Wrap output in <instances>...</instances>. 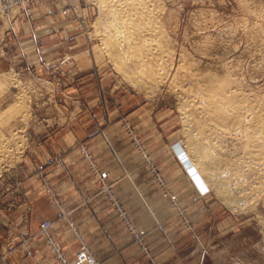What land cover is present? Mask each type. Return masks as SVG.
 Returning <instances> with one entry per match:
<instances>
[{"label": "rangeland", "instance_id": "rangeland-1", "mask_svg": "<svg viewBox=\"0 0 264 264\" xmlns=\"http://www.w3.org/2000/svg\"><path fill=\"white\" fill-rule=\"evenodd\" d=\"M115 1L0 0V257L12 264L9 258L24 259L36 242L57 264H78L80 253L86 264H264V175L253 167L247 171V158L241 160L243 132L211 133L187 79L202 77L215 86L226 80L230 89L220 85L226 94L241 92L243 100L255 95L248 103L264 104V0L147 1L154 14L143 23L154 38L142 37L145 57L137 55L150 65L145 71L144 62L129 55L132 61L119 63L134 70L127 72L116 66L104 41L109 29L103 5ZM144 40L157 42L148 46ZM146 55L154 58L146 61ZM183 102L205 119V135L210 131L206 137L215 149L219 144L221 157L241 158L230 162L231 173L238 174L231 177L233 204L215 194L190 156ZM49 166L52 177L44 171ZM256 176L263 192L255 191ZM253 186L254 194L263 195H251ZM74 198L85 210L82 218L96 215L102 232H82L70 211ZM45 221L52 224L47 232L40 227ZM61 226L68 233L62 229L58 236ZM95 236L106 239L107 248Z\"/></svg>", "mask_w": 264, "mask_h": 264}, {"label": "bare ground", "instance_id": "bare-ground-1", "mask_svg": "<svg viewBox=\"0 0 264 264\" xmlns=\"http://www.w3.org/2000/svg\"><path fill=\"white\" fill-rule=\"evenodd\" d=\"M147 1H149V0H128L127 1V3H125L124 2V6L123 5H119L118 4V2H119V0H118V2H111V3H109L108 5H107V3H105L106 5H103V7H104V9H105V12L107 13V15H108V20H107V22H108V24L106 25L107 27H108V29H109V32L108 33H106V35L104 36V34H103V36H104V41H105V45H106V47H107V51L113 56L112 58H114L115 59V61L114 62H118V65H116V63H115V65L116 66H120V65H124V63L122 62L124 59H126L127 60V56H129V55H131L132 57H135V59L138 61L139 60V62L141 63L143 60H142V58H144L145 57V55L140 51V48L142 49V51H143V47L142 46H140V45H142V44H140L141 42L144 44V42L142 41V39L144 38H148V39H146V40H149V38H151V37H153L154 38V35L153 34H155L154 33V31H153V29H155V28H153V29H151V27H153V26H150V30L151 31H153L152 33H151V35H153V36H151L150 37V35L148 36V32L146 31L147 29H149V28H147V27H149V25L147 26V27H145L144 28V23H143V20L144 19H152L151 17H148V16H150L149 14H152L153 13V10H151L150 9V5H149V3L147 2ZM109 2V1H108ZM152 5V4H151ZM100 6V5H99ZM150 6V7H149ZM154 6V5H153ZM123 7V8H122ZM101 9V8H100ZM161 10V9H160ZM152 11V12H151ZM156 11V10H155ZM103 12V11H102ZM157 13V12H156ZM155 13V14H156ZM161 13V12H160ZM159 13V14H160ZM132 14V15H131ZM154 14V13H153ZM158 14V13H157ZM104 15H105V13H104ZM134 15V17H132ZM106 16V15H105ZM153 17H155V16H153ZM101 18H102V16H101ZM106 19V18H105ZM157 19V18H156ZM160 19V18H159ZM103 20V19H102ZM154 20V22H155V18L153 19ZM99 21H101V20H99ZM145 21V20H144ZM157 21H159V20H157ZM156 21V22H157ZM136 22H139V23H136ZM148 22V21H147ZM156 22H155V24H156ZM105 23V22H104ZM152 23V22H151ZM158 23V22H157ZM162 23V22H161ZM138 24H140V25H138ZM148 24H150V23H148ZM158 25V24H157ZM157 25H155V27L157 26ZM160 26V25H159ZM158 26V27H159ZM103 27H104V25H103ZM106 27V28H107ZM105 28V29H106ZM164 28V27H163ZM103 29V28H102ZM101 29V30H102ZM162 30V29H161ZM105 32V31H104ZM144 34H143V33ZM156 32V31H155ZM139 33H141V34H139ZM158 33V32H157ZM251 33V32H250ZM143 35V36H142ZM157 35L158 34H155V37H156V39H157ZM256 35V34H255ZM258 35V34H257ZM136 36V37H135ZM146 36V37H145ZM148 36V37H147ZM143 37V38H142ZM165 37V36H164ZM167 37V36H166ZM103 38V37H102ZM140 38V39H139ZM142 38V39H141ZM139 40H141L140 42H139ZM153 40V39H152ZM167 40H168V37H167ZM145 41V40H144ZM151 41V40H150ZM147 42V41H145V43L147 42V43H149V44H146V45H150V44H152L151 42ZM153 42V44H155L154 42H157L156 40L155 41H152ZM161 42V41H160ZM104 43V42H103ZM162 43V42H161ZM160 43V44H161ZM167 43H168V41H167ZM167 43H165V45H167ZM102 44V43H101ZM152 44V45H153ZM105 45H103L104 47H105ZM102 46V47H103ZM151 46V45H150ZM153 46H155V45H153ZM106 47L104 48V50H106ZM164 47V46H163ZM151 48V47H150ZM153 48H155L156 49V47H153ZM159 49V51H161L160 49L161 48H158ZM158 49H156V50H158ZM145 50H148V48L146 49L145 48ZM150 50V49H149ZM163 50V49H162ZM140 51V53L142 54V56L144 55V57H140V54L139 55H137V53ZM154 51V50H153ZM153 51L151 52L152 54H155V53H153ZM165 51H167V49L165 50ZM107 53V52H106ZM150 53V52H149ZM148 53V54H149ZM150 53V54H151ZM160 53V52H159ZM164 53V52H163ZM162 53V54H163ZM166 53V52H165ZM164 53V54H165ZM161 54V56H163ZM172 54V53H171ZM167 55V54H166ZM130 56V57H131ZM139 56V57H138ZM152 56V55H151ZM173 56V55H172ZM150 59H153L154 57H150V56H148ZM147 57V55H146V59H144V60H146L147 61V59L150 61V59ZM169 57H170V55H169ZM156 58V57H155ZM158 58H162V57H159L158 56ZM113 59V60H114ZM131 59V58H130ZM130 59H128V60H130ZM141 59V60H140ZM167 59V58H166ZM166 59H165V61H166ZM127 60V61H128ZM135 60V61H136ZM125 61V60H124ZM131 61H132V59H131ZM158 61V60H157ZM157 61H155L154 63H153V65L152 66H154V64H156L155 65V67L158 65L159 66V63L157 64L156 62ZM120 62H122V64H120L119 65V63ZM139 62H138V67H139ZM144 62V61H143ZM152 62V61H151ZM125 63H127V62H125ZM150 63V62H149ZM149 63H145L144 62V65H141V67L144 69V67L143 66H145V64H149ZM165 63V62H164ZM135 64H137V62L135 63ZM152 64V63H151ZM169 64V63H168ZM173 64V63H172ZM122 65V67L120 68V69H122L123 71H126L125 70V67L127 66V65H125V66H123ZM150 65V64H149ZM165 65V64H164ZM186 65V64H185ZM226 65V64H225ZM130 66H133L132 65V62H131V64H130ZM137 66V65H136ZM152 66H150V68H148V69H150V72L152 71ZM157 66V67H158ZM166 66H167V64H166ZM227 66V65H226ZM123 67H124V69H123ZM148 67V66H147ZM164 67V66H163ZM183 67V66H182ZM128 68V67H127ZM126 68V69H127ZM167 68H168V66H167ZM181 67H179V69H180ZM185 68V67H184ZM189 68H191V67H189ZM228 68V67H227ZM233 68V67H232ZM140 69V67L138 68V70ZM146 66H145V71H146ZM156 69V68H155ZM155 69L153 70L154 72L153 73H155ZM158 69H159V67H158ZM163 69V68H162ZM165 69V68H164ZM186 69H188L187 67H186ZM220 69V68H219ZM132 71H134L133 70V68L131 69ZM131 70H127V71H131ZM142 70V69H141ZM141 70H139L140 71V74H143V75H141V76H143L144 77V73L143 72H141ZM144 70H142V71H144ZM193 70V69H192ZM227 70V69H226ZM126 71V72H127ZM137 71V70H136ZM144 71V72H145ZM167 71V70H166ZM185 72H186V70H184ZM191 71V70H190ZM189 71V72H190ZM221 71V70H220ZM125 72V74H128V73H126ZM148 72H149V70H148ZM150 72H149V74H150ZM179 72V71H178ZM177 72V73H178ZM194 72V71H193ZM201 72V71H200ZM228 72H229V70H228ZM231 72H233V71H231ZM134 73V72H133ZM132 73V74H133ZM145 73H147V72H145ZM152 73V72H151ZM156 73H158L157 72V70H156ZM168 73V72H167ZM182 73H184V72H182ZM209 73V72H208ZM207 73V74H208ZM135 74V73H134ZM137 74V73H136ZM204 74V73H203ZM231 74H233V73H231ZM236 74V73H235ZM123 75V74H122ZM139 75V74H138ZM145 75H147L148 76V74H145ZM156 75V74H155ZM164 75V74H163ZM181 75V74H180ZM191 75V74H190ZM196 75V74H195ZM194 74H193V76H195ZM198 75V74H197ZM205 75V74H204ZM211 75V74H210ZM227 75H229V73L227 74ZM135 76V75H134ZM153 76H154V74H153ZM159 76V75H158ZM166 76V75H165ZM179 76V75H178ZM187 76H189V75H187ZM187 76H182L183 77V79L185 78V77H187ZM202 76V75H201ZM206 76H209V74L208 75H206ZM136 77H137V75H136ZM140 77V76H139ZM139 77H137L138 79H139ZM149 77V76H148ZM152 77V76H151ZM151 77H149V79L151 78ZM155 77H157V76H155ZM162 77V76H161ZM172 77V76H171ZM181 77V76H180ZM179 77V78H180ZM190 77V76H189ZM223 76H221V78H222ZM137 78H135L136 79V81H137ZM142 78V77H141ZM154 78V77H153ZM173 78V77H172ZM197 78H199V77H196V78H188L187 77V79H188V81L190 82V85L192 84V86H193V88H189V86L187 85V83H186V85L188 86V88L190 89V90H194V93H196L195 95H198L197 96V102H198V104H199V106H198V108L200 109V112H201V115L203 114V117L206 119V121H208L207 123H206V121H205V119H202L203 121H201L200 119L201 118H198V116H196L197 115V113H195L194 111V113L196 114H194V113H191V111H190V108H192V106H191V104H190V102H189V104H190V108L188 109L187 107H186V105L184 104V102H183V104L182 105H180V112H181V114H182V117L181 118H183V130H184V132H186V134L187 135H185L186 137H187V147H188V150H189V153H190V156H191V158H192V160L194 161V163H195V165L199 168V170L202 172V174L204 175V179L206 180L205 182H207L208 181V183H210L213 187H214V189H215V194L216 195H218V196H220L227 204H233L234 202H236L237 200L234 198V196H232L230 193H231V191H230V185H231V181L233 180V178L235 177V176H237L238 174H236V172L234 173H231V171H233L234 169H232V165H231V163L230 162H232L233 163V161H235L236 159H237V162L239 163V161L241 162V160H245L246 158H247V160H248V165H247V171H248V169H249V167H250V169L253 167V169H252V171L253 172H256L257 173V169L259 170L258 172L261 174H263L264 175V104L262 105V104H258L256 101H253V102H255V103H257L258 105H256L255 103H254V105L252 104H249L248 103V101L246 100V98H248L246 95L247 94H245L244 95V93H243V95L244 96H246L245 97V100H243L240 96L242 95V93L240 94L239 92H237V93H239V96H238V94H236L235 93V91H232V92H229L230 94H226V92H225V90L227 89V88H229V87H227L228 86V82L225 80V77H224V80L226 81H223V78H222V81H223V83L225 84H220V83H218L219 84V86L218 85H212L211 83H206L205 81H202V80H200L201 78H199V80L197 79ZM209 78H212L211 76L209 77ZM215 78V77H214ZM213 78V79H214ZM134 79V80H135ZM144 79V78H143ZM143 79H141L142 81H144ZM148 79V78H147ZM155 79V78H154ZM182 79V80H183ZM186 79V80H187ZM202 79H205V78H202ZM207 79H208V77H207ZM220 79V78H219ZM238 79V78H237ZM133 80V81H134ZM140 80V79H139ZM140 80V81H141ZM174 80V79H173ZM232 80V79H231ZM234 80V79H233ZM139 81V82H140ZM150 81H152V79H150ZM207 81H212L211 79H208ZM213 81H216V84H217V81H219V80H213ZM212 81V82H213ZM221 81V79H220V81L219 82H222ZM135 82V81H134ZM169 82H172V80L171 81H169ZM181 82H183V81H181ZM181 82H179L180 84H181ZM184 82H186V81H184ZM188 82V83H189ZM236 82V81H235ZM240 82H241V80H240ZM240 82H238V83H240ZM248 82V81H247ZM143 83V82H142ZM142 83H140V84H142ZM145 83H146V81H145ZM153 83V82H152ZM155 83V82H154ZM174 83V82H173ZM215 82H213V84H214ZM237 83V82H236ZM235 83V84H236ZM138 84V83H137ZM144 84V83H143ZM248 84V83H247ZM139 85V84H138ZM149 85V84H148ZM182 85H184V84H182ZM181 85V86H182ZM220 85H222L223 87L225 86V87H227L225 90L223 89V87L222 86H220ZM239 85V84H238ZM169 86V85H168ZM237 86V85H236ZM236 86H234V87H236ZM244 86V85H243ZM140 87H141V85H140ZM177 87H179V86H177ZM224 87V88H225ZM232 87V86H231ZM244 87H246V85L244 86ZM243 87V88H244ZM248 87V86H247ZM246 87V88H247ZM145 88V87H144ZM146 88H147V86H146ZM173 88H174V86H173ZM180 88V87H179ZM182 89V88H181ZM184 89V88H183ZM182 89V90H183ZM186 89V88H185ZM189 89H187V90H189ZM230 89V88H229ZM228 89V90H229ZM260 89V88H259ZM196 90V91H195ZM255 90V89H254ZM261 90V89H260ZM186 91V90H185ZM231 91V90H230ZM239 91V90H238ZM241 91V90H240ZM250 91V90H249ZM259 91V90H258ZM181 92H183V91H181ZM191 92V91H190ZM193 92V91H192ZM255 92V91H254ZM193 93V94H194ZM228 93V92H227ZM263 93V92H262ZM180 94V93H179ZM188 94V95H187ZM183 95H184V93H183ZM186 95H187V97L190 95L189 94V91H188V93L186 92ZM191 95H192V93H191ZM190 95V96H191ZM262 96V95H261ZM264 96V95H263ZM183 97V96H182ZM193 97V96H192ZM191 97V98H192ZM195 97V96H194ZM251 97L253 98V96L251 95ZM257 97L259 98L260 97V95H257ZM256 97V98H257ZM254 98H255V95H254ZM253 98V99H254ZM262 98V97H261ZM264 98V97H263ZM21 99V98H20ZM188 99H189V97H188ZM192 99H194V98H192ZM249 99V98H248ZM253 99H251V100H253ZM180 100V99H179ZM190 100V99H189ZM195 100V99H194ZM250 99H249V102L251 101ZM261 100V99H260ZM263 100V99H262ZM191 101V100H190ZM264 101V100H263ZM179 102H181V101H179ZM187 102V101H186ZM259 102V101H258ZM260 102H262V101H260ZM192 104H194L195 105V103L193 102V100H192V102H191ZM197 104V103H196ZM25 105V104H24ZM189 106V105H188ZM195 106H197V105H195ZM195 106H193V107H195ZM23 107V106H22ZM179 108V107H178ZM195 109V108H194ZM197 109V108H196ZM195 109V110H196ZM12 111V110H11ZM27 111V110H26ZM25 111V112H26ZM179 112V113H180ZM200 112H199V114H200ZM24 113V112H23ZM3 115V114H2ZM18 115V114H17ZM21 115V114H20ZM28 115V114H27ZM201 115H199L200 117H201ZM202 117V118H203ZM10 118V117H9ZM8 119V118H7ZM205 121V122H204ZM205 123H206V125L207 124H209V125H211L210 127L214 130H212L211 128V133L212 132H215V131H222V130H228L229 132H227V131H224L223 133H229V135H230V131L231 132H233V130L235 131V130H238L239 131V133H240V131H241V133L243 132L244 133V137L242 136V135H240L241 137H243L244 138V140L242 141V144L240 145L241 147H239L240 149H242V151L240 150V152H242L243 154H241V156L242 155H245V157H244V159H241L240 158V156H238L239 154L237 153V156L238 157H236V153L235 154H233L234 156V158L231 160V158L230 159H228V157L226 158H223V157H221V155H223V153H219L217 150H219V149H217V147L219 146V142L217 141V140H215L214 142H216V145L218 144V146L216 147V149L213 147L214 146V143H212L213 144V146H212V144L209 142V139H210V136L208 137L209 139H207V137L206 136H208V133L210 134V131L207 133V135H205V128H206V125H205ZM5 125V124H4ZM1 126V125H0ZM208 126V125H207ZM193 128L196 130L197 129V131H198V134L199 135H194V134H190V132H192L191 130H193ZM206 130H209V127H208V129H206ZM1 131V130H0ZM21 131V130H20ZM237 131V132H238ZM195 132V131H194ZM236 132V133H237ZM193 133V132H192ZM217 133V136L219 135L218 134V132H216ZM223 133H221L220 132V134H223ZM195 134H197V133H195ZM214 134V133H213ZM211 135V134H210ZM227 135V134H226ZM226 135H224V137L226 136ZM212 136H216V135H212ZM222 137H223V135H221ZM220 135H219V139L221 140L222 139V137H221ZM11 137V135L10 136H8L7 138H5L7 141H12V139L10 138ZM213 139L212 140H214V137H212ZM226 138V137H225ZM3 139H4V137H3ZM225 139L223 138V140L222 141H224ZM238 140L239 141H241L239 138H238ZM14 141V140H13ZM211 141V140H210ZM1 142V141H0ZM5 142V141H4ZM9 143V142H8ZM224 143V142H223ZM233 143V142H232ZM232 143H231V145H232ZM2 144V143H1ZM5 143H3L2 144V149H4L3 148V145H4ZM221 144V143H220ZM236 144V143H235ZM10 146V145H9ZM223 146V145H222ZM226 146V145H225ZM238 146H239V144H238ZM238 146H237V149H238ZM233 147V146H232ZM11 148V147H10ZM220 148H221V146H220ZM228 148V147H227ZM16 149V148H15ZM223 149H224V147H223ZM222 149V152L224 151ZM234 149V148H233ZM226 150V149H225ZM7 151V150H6ZM221 151V150H220ZM227 151V150H226ZM5 152V151H4ZM12 152V151H11ZM225 152V151H224ZM232 152V151H231ZM237 152H238V150H237ZM230 154V153H229ZM232 154V153H231ZM225 155V154H224ZM226 155H228L227 153H226ZM232 156V155H231ZM243 158V157H242ZM1 159V158H0ZM241 159V160H240ZM253 165H252V164ZM234 164H235V162H234ZM244 164V162L242 161V165ZM244 164V165H245ZM236 165H237V163H236ZM245 165V166H246ZM238 168V167H237ZM255 168H256V171H255ZM252 172V173H253ZM241 173H243V172H241ZM251 173V170H250V173H247V174H244V176L245 175H247V176H252L253 174ZM235 174V176L231 179V177H232V175H234ZM249 174H251V175H249ZM241 175H243V174H240V176ZM256 175V174H255ZM247 176H245V178L247 177ZM254 176V175H253ZM252 176V177H253ZM258 176H259V174H258ZM260 177V176H259ZM264 177V176H263ZM239 178H242V177H239ZM244 178V179H245ZM247 178H250V177H247ZM246 178V179H247ZM256 178H257V176H256ZM261 178V177H260ZM235 180H236V178H234ZM237 179H238V176H237ZM251 179H253L254 180V178H251ZM250 179V180H251ZM259 178H257L256 179V181H258L257 183H256V185H255V187H257V185H259L260 183H261V181L264 179V178H262V180H258ZM241 180V179H240ZM239 180V181H240ZM238 181V180H237ZM236 181V182H237ZM238 181V182H239ZM242 181V180H241ZM264 181V180H263ZM248 182H249V180H248ZM247 182V183H248ZM246 182H244V184H247ZM263 184H264V182H262ZM261 183V184H262ZM244 184H242V185H244ZM250 183H248V185H249ZM253 184V183H252ZM247 187V186H246ZM261 187H263L262 189H264V186L262 185ZM239 188V187H238ZM249 188V187H248ZM251 188H253V192L252 191H248L249 193L250 192H252L251 193V195L252 194H254V186L253 187H251ZM250 188V189H251ZM259 188H260V186H259ZM259 188L257 187V189L255 190L256 192L259 190ZM245 189V188H244ZM261 189V188H260ZM260 190V191H262L263 192V190ZM236 190V189H235ZM252 190V189H251ZM234 191V190H233ZM259 192V191H258ZM242 193V192H241ZM247 193V192H246ZM249 193H247V195L249 194ZM264 193V192H263ZM263 193H261V195H263ZM242 194H244V193H242ZM235 195V194H234ZM246 195V194H245ZM244 195V196H245ZM255 196H258V195H256V193L254 194ZM260 194H259V196H261ZM243 196V197H244ZM259 196H258V198H259ZM237 197V196H236ZM243 197H241L242 199H244ZM246 197V196H245ZM248 198L250 197V195L249 196H247ZM264 197V196H263ZM238 198V197H237ZM240 198V200H242ZM255 198V197H254ZM257 198V197H256ZM247 199V198H246ZM251 200H252V198H251ZM258 200V199H257ZM255 202V201H254ZM253 202V203H254ZM246 203V202H245ZM250 203V202H249ZM257 203V202H256ZM261 204V203H260ZM244 206V205H243ZM251 206V205H250ZM242 207V206H241ZM251 208V207H250ZM241 209V208H240ZM244 211V210H243ZM261 216V215H260ZM257 218V217H256ZM259 222V221H258ZM260 223V222H259ZM264 225V224H263ZM263 227V226H262Z\"/></svg>", "mask_w": 264, "mask_h": 264}, {"label": "crops", "instance_id": "crops-1", "mask_svg": "<svg viewBox=\"0 0 264 264\" xmlns=\"http://www.w3.org/2000/svg\"><path fill=\"white\" fill-rule=\"evenodd\" d=\"M44 171H45V173L50 174V172L52 171V166L45 168ZM50 176L52 177V174H50ZM56 180H58V179H56ZM59 195H61V194H59ZM79 201H80V198H78V199L74 198V202L72 204L70 211L75 215V218L77 219L76 222L79 223V227L82 230V232H84L88 237H89V235L94 236L95 234L102 232V230H99V228H101V224H99V223L97 224L93 220L96 215L93 217V215L86 214L84 216V218H82V214L85 210L81 208ZM30 205H31V215H33V213L35 212V205L32 202L30 203ZM91 206L92 205H89L88 213L93 214V212L90 211ZM47 209L49 210V219H51V218L54 219L55 211H53V209H54L53 206H51L48 203ZM39 222L40 221H38V223ZM64 228H66V226L59 227L58 229H56L55 234L58 235V233H59L62 235L61 230ZM64 233L65 234L68 233L66 229H64ZM104 236H106V235H104ZM99 238L100 237L95 236L94 242H96V243L98 242L99 245H101L104 248H107V240L102 239V238L99 239ZM59 240L62 243V239L60 238ZM66 249H67L68 253H71L74 251V246H70V247L67 246ZM6 261L7 260L0 257V264H5ZM8 261L12 264H14V262H16V264H23V263H25V264H57L54 261V259L52 258V256L49 254L47 247L44 246L43 244H37L36 242L31 243L30 252H29L28 256H26L24 259H21V258L11 259V258H9Z\"/></svg>", "mask_w": 264, "mask_h": 264}, {"label": "built area", "instance_id": "built-area-1", "mask_svg": "<svg viewBox=\"0 0 264 264\" xmlns=\"http://www.w3.org/2000/svg\"><path fill=\"white\" fill-rule=\"evenodd\" d=\"M42 231H48L49 228L52 227V224L49 222V221H45L43 222L41 225H40ZM87 262V259H86V255L85 254H79V257H78V264H86Z\"/></svg>", "mask_w": 264, "mask_h": 264}]
</instances>
